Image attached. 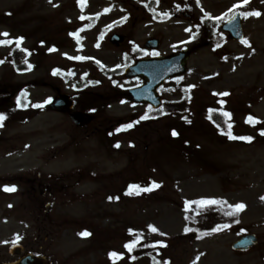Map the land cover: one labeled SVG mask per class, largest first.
<instances>
[{
  "label": "rangeland",
  "instance_id": "1",
  "mask_svg": "<svg viewBox=\"0 0 264 264\" xmlns=\"http://www.w3.org/2000/svg\"><path fill=\"white\" fill-rule=\"evenodd\" d=\"M182 1L0 0V33L23 37L19 44L0 48L5 61L0 66V108L22 99L32 113L41 110L27 123L0 128V190L14 186L16 193L8 199L0 196V262L14 260L9 249L20 244L51 264H148L119 263L110 255L122 256L129 241L142 237L169 242V264H264V134L244 119L249 112L264 124V0H248L239 8L234 5L241 0H193L187 6ZM237 11L260 13L243 16L247 43L229 41L214 52L211 40L193 37L200 20L208 19L209 29L215 30L227 20L226 13ZM113 34L124 38L119 47L109 41ZM149 38L160 40L162 55L194 52L183 77L196 86L191 116L187 114L192 127L176 143L171 129L182 117L166 116L122 137L119 151L108 152L101 145L105 128L137 119L146 109L121 103L135 83L110 78L106 71L127 66L126 53ZM18 45L31 50L33 70L18 73L20 60L7 59ZM28 83L33 85L22 86ZM84 87L110 105L79 129L68 114L52 112L49 105L57 95L74 96ZM223 104L234 115V135L255 141L227 139L209 123L207 111ZM81 107L82 102L75 110ZM26 173L40 174L43 186H56L51 214L48 196L40 210L21 199L27 177L9 181ZM129 183L141 191L129 190ZM201 200L218 201L216 210H235L228 206L239 203L245 207L234 214L230 231L199 240L189 229L207 217V226L221 221L204 211L198 220ZM242 231L256 234L260 244L247 253L233 252L231 245Z\"/></svg>",
  "mask_w": 264,
  "mask_h": 264
},
{
  "label": "water",
  "instance_id": "2",
  "mask_svg": "<svg viewBox=\"0 0 264 264\" xmlns=\"http://www.w3.org/2000/svg\"><path fill=\"white\" fill-rule=\"evenodd\" d=\"M223 29L231 31V38L234 40H242L243 32L241 28V17L238 15L235 21L223 26ZM122 39L118 36L112 38V42L118 44ZM146 46L157 48V41H148ZM188 53L182 52L169 58H161L160 60H146L139 62L134 67L127 70V76H139L146 80V84L141 88L131 91L133 100L137 102H149L154 107L161 104V98L157 94V89L163 84L164 79L172 75L183 74L186 71L185 65L188 60ZM174 65L176 67H174ZM53 109L70 111L73 104L68 96H60L51 106ZM74 123L80 125L90 122L91 118L84 113H75L71 115ZM257 244V239L253 235L242 238L233 245V249L237 251H246ZM22 249L16 247L12 254L21 253ZM16 264H47L43 258L25 257Z\"/></svg>",
  "mask_w": 264,
  "mask_h": 264
},
{
  "label": "snow or ice",
  "instance_id": "3",
  "mask_svg": "<svg viewBox=\"0 0 264 264\" xmlns=\"http://www.w3.org/2000/svg\"><path fill=\"white\" fill-rule=\"evenodd\" d=\"M157 2H158V0H157ZM81 3H83V0H81ZM247 3H248V0H241V3H238L237 5H234V8H239V7L242 6V4H247ZM229 11L231 12L232 10L230 9ZM225 15L227 16V19H228V21L230 23L233 22V21H235V19H236V15L235 14L229 16L226 13ZM241 15H243L245 17L251 16V15L259 16L260 13L259 12H254V13L253 12H243V13H241ZM216 19L219 20V19H221V17H217ZM0 36L5 37V39L0 40V45L9 44V43H13V42L19 44L23 40V37L10 38V34L7 33V32L0 33ZM244 42L247 43V41H244ZM153 54L155 55L156 53H153ZM78 58L82 59V57H78ZM57 71H59V70H57ZM221 95H228V93H223ZM36 106L39 107L40 105H36ZM224 115H230V114L229 113H224ZM146 118H147V116L142 117V119H146ZM4 119H5L4 115L3 114H0V122H2ZM248 119H249V122H253V119L254 118L250 116ZM124 127L125 128H129V127H132V125L131 124H128V125H125ZM230 127H231V125H229V128ZM261 134H264V130H262ZM173 135H177V133L175 131H173ZM228 135L231 138H234V139L235 138H238V139H247V140H251L252 139V137H233L232 136V133L230 131L228 132ZM117 147H119L118 144H117ZM153 185L156 186V187L159 186L158 184H156V182H153ZM132 188L139 189V186L138 185H131L130 186V189H132ZM5 190L6 191H13L15 189H14V186L12 188H9V187L6 186ZM150 190L151 189H144V191H150ZM198 203H200L202 205H204V204H215V203H218V201H216V200H201ZM224 203H226V202H224ZM228 207L233 208V209L239 211V210H242L245 207V205L243 203H239V204H236V205H229ZM229 214H231V213H229ZM152 230L153 231H156V229L154 227L152 228ZM88 234L89 233H87V232L81 233V235H88ZM17 239H19V237H17ZM126 247H128L129 249H131L132 244L130 243V244L126 245ZM110 255L112 257H117L119 254L116 253V252H112V253H110Z\"/></svg>",
  "mask_w": 264,
  "mask_h": 264
},
{
  "label": "trees",
  "instance_id": "4",
  "mask_svg": "<svg viewBox=\"0 0 264 264\" xmlns=\"http://www.w3.org/2000/svg\"><path fill=\"white\" fill-rule=\"evenodd\" d=\"M12 57H22L23 56V53L22 52H14L12 55ZM3 113H4V116L9 119V116H11V118L15 117L16 119H20V121L22 120H27L29 119L31 116L30 115H27V116H24V115H18L16 111H13V110H8L7 107H3ZM164 111L165 113L167 114H185L187 112V108H186V105H185V102L182 101V102H173V103H166L165 106H164ZM162 111H160L161 113ZM222 127H226V124L224 123H221ZM181 126L183 127L184 124L182 123ZM216 231H219V228L218 227H212L210 229V232H216ZM152 248L151 246H144L141 248L140 252L142 254H151L152 253Z\"/></svg>",
  "mask_w": 264,
  "mask_h": 264
},
{
  "label": "flooded vegetation",
  "instance_id": "5",
  "mask_svg": "<svg viewBox=\"0 0 264 264\" xmlns=\"http://www.w3.org/2000/svg\"><path fill=\"white\" fill-rule=\"evenodd\" d=\"M40 178V177H39ZM28 185L26 186V193L27 199L34 204H43V198L48 194L50 197L53 198V192L51 188H45L42 190V184L37 185L36 179L28 178ZM39 190V196H37Z\"/></svg>",
  "mask_w": 264,
  "mask_h": 264
}]
</instances>
